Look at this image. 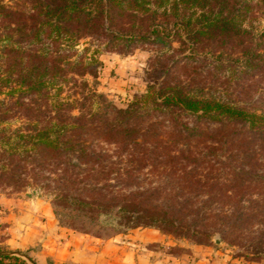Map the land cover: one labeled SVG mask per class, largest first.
<instances>
[{"label": "trees", "instance_id": "16d2710c", "mask_svg": "<svg viewBox=\"0 0 264 264\" xmlns=\"http://www.w3.org/2000/svg\"><path fill=\"white\" fill-rule=\"evenodd\" d=\"M256 14L264 0H0V190L42 191L61 226L97 239L144 227L205 242L255 225L264 255V197L245 201L264 189V114L194 80L206 56L224 69L218 87L233 63L264 73V26L244 25ZM143 47L146 88L117 108L95 89L98 56ZM203 140L231 147L225 170L194 150ZM204 164L217 176L188 166ZM144 170L178 174L142 188ZM221 178L225 192L208 182ZM198 195L236 204L196 206ZM0 264L26 263L0 253Z\"/></svg>", "mask_w": 264, "mask_h": 264}, {"label": "rangeland", "instance_id": "374dc122", "mask_svg": "<svg viewBox=\"0 0 264 264\" xmlns=\"http://www.w3.org/2000/svg\"><path fill=\"white\" fill-rule=\"evenodd\" d=\"M244 25L252 32H257L264 26V16L256 14L251 21H246ZM82 47L84 45L80 42L78 49L80 50ZM173 47L176 48V45L174 44ZM150 56L151 51L147 47L137 48L128 55H119L113 52L99 54L98 59L101 61L102 67L96 80V91L103 94L117 108L126 107L134 96L143 93L146 88V62ZM213 61L211 56H206L205 60L199 63L203 72L198 79H194L193 72L190 71L191 66L198 65L191 63L190 66L188 64L189 67L185 73H181L182 79L192 81L190 79L192 77L195 82L199 81V84H204L209 90L224 91L232 103L254 110L256 114H264V73L253 76L249 72L245 73V68L240 70L242 68L240 64L233 63V73L230 77L224 75L223 77L228 80L225 81V84H219L218 87L217 84H211V75L213 74L215 77L219 74L220 76L224 69L222 65H218L217 69L212 72L211 67L215 65H211ZM220 63L225 65V62L220 61ZM207 66L210 77L206 74ZM242 71L243 74H241ZM228 81L229 83L226 85ZM222 138L225 139V137ZM229 147L220 145L216 150H212L210 148H214V145L211 141L203 140L197 143L194 150L200 152L201 155L206 154L209 159L208 165L218 168L217 172H220L222 169L225 170V164L229 163L225 159L234 153L224 150ZM259 158L258 172L264 174V152ZM172 166H175L174 163ZM188 166L194 168L193 172L197 174H199L198 172H208L207 177L217 176L210 170L213 168H204L205 164L201 168L193 165ZM189 167L185 169H189ZM177 174L172 173L166 177L159 173L148 174L144 170L138 176L137 181L140 182L142 188H145L159 182H173ZM195 178H199L201 181L205 180L198 175H195ZM215 181L208 182L217 183L215 190L225 192L228 188L227 183L223 182L222 178ZM247 193H249V197L247 196L245 201L248 202L256 199V194H259L258 198L264 197V189H251ZM199 201H202L204 207L221 209L236 204L234 199H226L221 196L217 200L207 201L203 195H198L197 200L193 203L199 206L201 205ZM246 203L243 202L242 206H246ZM222 216L224 215H219L217 218L220 217V220H224ZM143 230L153 231L163 239L162 242L151 247L158 256L157 261H160L158 264H264V255L257 254L258 249L252 239L256 233L255 225L251 227V230L247 229L246 232L244 230L240 233L237 231L228 232L226 240H221L218 235H213L205 242L175 237L154 228L144 227L125 231L121 235L108 239H97L61 226L52 213L50 199L42 191L30 188L21 192H11L9 189L0 190V253L15 256L26 264H52L49 255L52 243H64L71 236L92 240L117 238L122 240L131 231L141 232Z\"/></svg>", "mask_w": 264, "mask_h": 264}, {"label": "crops", "instance_id": "0c3cea01", "mask_svg": "<svg viewBox=\"0 0 264 264\" xmlns=\"http://www.w3.org/2000/svg\"><path fill=\"white\" fill-rule=\"evenodd\" d=\"M162 240L150 230L131 231L122 240L71 236L64 243H52L49 255L52 264H158L151 247Z\"/></svg>", "mask_w": 264, "mask_h": 264}]
</instances>
